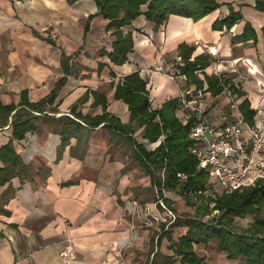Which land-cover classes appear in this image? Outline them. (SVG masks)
Returning <instances> with one entry per match:
<instances>
[{"label":"crops","instance_id":"crops-1","mask_svg":"<svg viewBox=\"0 0 264 264\" xmlns=\"http://www.w3.org/2000/svg\"><path fill=\"white\" fill-rule=\"evenodd\" d=\"M257 1L217 0L219 7L198 20L170 15L158 28L142 14L123 27L131 32L133 47L127 61L119 65L109 57L115 36L107 30L109 20L98 12L95 0H0V103L19 106L24 92L29 101L39 102L65 77L53 104L59 110L56 116L72 114L71 109L89 116L108 112L128 124V104L115 97L125 76L139 72L154 109L195 86L182 75L171 77L175 65L181 64L182 43L194 47L192 58L210 56L211 64L205 69L209 75L219 69L230 76L234 64L244 58L264 72V9ZM232 10L241 18L232 26L215 29V22ZM247 25L252 36L244 33ZM53 28L58 30L55 38ZM64 57L72 66L71 74L63 71ZM199 77L204 79V74ZM204 86L208 88L206 82ZM93 91L107 100L106 110L101 104L93 105ZM258 92L247 81L238 95L254 109ZM207 100L215 114L227 104L220 94ZM177 116L184 121V111L179 109ZM11 121L10 116L6 125L0 124V147L12 139ZM39 123L40 131L13 141L24 163L32 167L30 178H13L14 190L6 201L1 199L8 184L0 186V264H62L60 251L68 239L75 245V258L69 264H149L156 252L173 254L170 243L166 239L160 243L159 234L153 239L139 219L141 203L140 215L133 214L134 192L146 190L151 179L135 160L130 143L113 139L102 124L76 132L62 146L61 135L42 120ZM131 124L133 137L147 150L160 144L161 140L151 143L143 137L144 127L135 121ZM178 229V237L187 231ZM209 260V264L233 261L218 252L210 254Z\"/></svg>","mask_w":264,"mask_h":264},{"label":"trees","instance_id":"trees-1","mask_svg":"<svg viewBox=\"0 0 264 264\" xmlns=\"http://www.w3.org/2000/svg\"><path fill=\"white\" fill-rule=\"evenodd\" d=\"M98 12L109 20L107 30L115 36L113 51L109 54L115 64H123L127 61V55L132 50L133 39L131 32H124L123 27L130 25L134 19L144 14L153 21L156 27H160L170 15H180L198 20L213 12L219 7L217 0H95ZM257 6L264 9L261 0ZM241 18L238 12L231 11L228 17L218 20L214 24L215 29L224 25L232 26ZM252 28L247 25L245 35L252 36ZM181 64L175 65L178 74L185 76L186 80L203 87L208 84L212 95H218L222 87L218 78L207 74L205 69L211 64L208 54H201L192 58L194 47L185 43L179 46ZM63 71L71 74L72 66L67 57L62 59ZM204 74V79L199 77ZM63 77L57 88L50 96L39 101L28 100L26 92L23 93L22 102L16 105H1L0 124L6 125L9 117H12V139L0 147V186H8L2 194L1 201H6L7 195L14 190L11 180L19 177L20 180L30 178L32 167L24 163L20 154L16 151L14 140H22L28 132H38L41 129L40 120L43 121L54 133L61 135L62 146L69 144L76 132L95 129L100 125L112 132V138L116 141L123 140L133 147L135 160L143 171L150 176L151 186L161 187L163 184L168 190H174L183 196L189 205L195 208V214L189 215L185 220L179 216L172 225L170 231L159 235V241L166 239L173 254L156 252L149 264H208L205 256H200L195 246L205 245L210 242L217 243V249L225 253L229 260H240L237 264H264V180L255 185L241 188L231 194H223L215 199L198 195L194 199L188 196L191 189L205 186L206 173L199 169L198 159L191 153L193 140L190 138L191 120L184 122L177 116L180 109L179 97L167 100L158 109L152 108L149 93L145 82L136 71L125 76L117 84L115 97L128 104L130 111V123L124 124L121 120L104 112L102 115L89 116L75 113L71 109L76 120L67 114L56 116L59 110L53 106L57 91L65 83ZM241 93V92H240ZM95 100L93 105H102L107 108V100L102 98L99 92L93 91ZM241 109L252 122L255 114L250 108L248 100H244ZM15 111L13 115L12 112ZM37 112L38 114H35ZM49 113H54L49 114ZM136 122L138 127H144L143 137L149 142H156L164 137L154 150H147L143 144H139L135 138L134 127L131 122ZM164 170V179L161 172ZM178 172L188 175L184 182L177 177ZM161 191V190H159ZM169 202V199L166 198ZM221 212L219 216L204 219L211 213V202ZM1 204V203H0ZM2 210V208H0ZM251 216L252 221L245 229L238 230L233 217ZM186 227L185 234L177 239L173 236V229ZM148 264V263H147Z\"/></svg>","mask_w":264,"mask_h":264},{"label":"built area","instance_id":"built-area-1","mask_svg":"<svg viewBox=\"0 0 264 264\" xmlns=\"http://www.w3.org/2000/svg\"><path fill=\"white\" fill-rule=\"evenodd\" d=\"M51 33L55 38L58 30L52 29ZM156 69L163 71L162 67ZM178 75V69L174 67L171 77L176 78ZM213 75L218 78L222 87L220 95L227 100L226 107L217 109L216 114L213 105L207 100L212 93L206 86L188 88L179 96L180 109L185 113L184 122L191 120L189 136L193 144L190 151L198 159L199 169L207 176L205 186L189 191L188 196L194 199L198 195L215 199L264 180V72L244 58L240 64H234L230 76L219 69H215ZM255 75H260L261 78H254ZM247 81L253 82L259 91L252 122L241 109L242 102L238 95L242 83ZM67 114L73 117L72 114ZM161 175L164 179V170ZM177 177L182 182L188 179V175L183 172H178ZM155 189L158 193L156 201L143 205V216H138L139 219L145 226H159L160 220L168 223L167 225L174 224L179 216L168 206L167 197L162 194L168 189L164 184L161 187L155 186ZM133 204L134 216L140 215V203L134 200ZM210 207L208 218L221 214L213 201ZM60 256L62 264H69L75 258V245L71 239L66 241Z\"/></svg>","mask_w":264,"mask_h":264},{"label":"rangeland","instance_id":"rangeland-1","mask_svg":"<svg viewBox=\"0 0 264 264\" xmlns=\"http://www.w3.org/2000/svg\"><path fill=\"white\" fill-rule=\"evenodd\" d=\"M65 113H69V111H67ZM96 138H99V136L96 135ZM103 138H106V136H104ZM113 139H114V136H113ZM121 149L123 150V148H121ZM121 149H118V150H121ZM116 150H117V148H116ZM134 193L136 195V201H138L142 205H144L147 202L154 203L157 199L156 196L158 195L157 190L153 186H151V184L146 190H136V192H134ZM162 194H165L167 199H169V202L167 203L168 206L170 208H172L178 216L183 218V220H185V218H187L189 215L192 216L195 214V208L193 206L189 205L187 200L183 196H181L180 193H178L177 191L165 190V192H162ZM160 196H161V192H160ZM209 198H211V197H209ZM149 218H151V217H149ZM234 218H235V223L238 226V227H236V229H238V230H242V229L247 228L249 226L250 222L252 221L251 216H247V217H243V218H241V217H234ZM204 219H208V217L206 216ZM167 224L168 223H163L160 220L159 226L152 225V226L147 227L144 224L143 225L150 230V236H152V238H153V237L157 236L158 234L159 235L164 234V232H166V230L170 231L172 229L173 223L169 224V225H167ZM179 233H181V231H179L178 228L173 229V236L174 237H178ZM163 244L165 247L168 248L166 243L163 242ZM196 251H197V253L204 255L206 257L208 264L210 263V260H209L210 254H214L215 252H218L220 254V256H221V254H222V256H225L224 255L225 253L223 254L217 249V243L216 242H210L207 246L201 245V248L197 247ZM171 252H173V251H171ZM239 261L240 260H238V261L233 260V261H231L230 264H237Z\"/></svg>","mask_w":264,"mask_h":264}]
</instances>
